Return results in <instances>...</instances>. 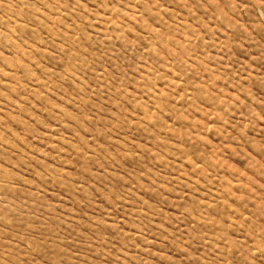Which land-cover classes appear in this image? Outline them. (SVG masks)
Wrapping results in <instances>:
<instances>
[{"label": "rangeland", "instance_id": "rangeland-1", "mask_svg": "<svg viewBox=\"0 0 264 264\" xmlns=\"http://www.w3.org/2000/svg\"><path fill=\"white\" fill-rule=\"evenodd\" d=\"M0 264H264V0H0Z\"/></svg>", "mask_w": 264, "mask_h": 264}]
</instances>
